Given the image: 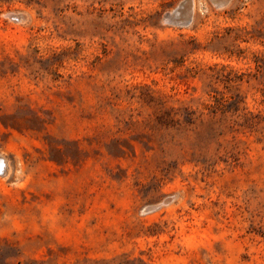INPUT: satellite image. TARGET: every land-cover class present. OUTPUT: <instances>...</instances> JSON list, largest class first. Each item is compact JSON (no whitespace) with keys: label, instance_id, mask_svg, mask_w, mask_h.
Masks as SVG:
<instances>
[{"label":"rangeland","instance_id":"obj_1","mask_svg":"<svg viewBox=\"0 0 264 264\" xmlns=\"http://www.w3.org/2000/svg\"><path fill=\"white\" fill-rule=\"evenodd\" d=\"M228 1L0 0V264H264V0Z\"/></svg>","mask_w":264,"mask_h":264},{"label":"bare ground","instance_id":"obj_2","mask_svg":"<svg viewBox=\"0 0 264 264\" xmlns=\"http://www.w3.org/2000/svg\"><path fill=\"white\" fill-rule=\"evenodd\" d=\"M182 14H176V12H174V13H170V14H168L167 15V20L168 19H170V20H172V19H174L175 18V20L176 19H181L182 18V16H181ZM13 17H16L15 15L13 16ZM189 19H190V17H189ZM190 23V20L188 21V23H186V25L187 24H189ZM2 157V156H1ZM0 157V175L1 174H3V172H4V170H5V165H6V163H5V161L2 159ZM8 169V168H7ZM7 172V171H6ZM6 172H5V174H6ZM4 176V175H3ZM2 177V176H1Z\"/></svg>","mask_w":264,"mask_h":264},{"label":"flooded vegetation","instance_id":"obj_3","mask_svg":"<svg viewBox=\"0 0 264 264\" xmlns=\"http://www.w3.org/2000/svg\"><path fill=\"white\" fill-rule=\"evenodd\" d=\"M215 5H224L227 4L229 1L228 0H213ZM189 15L182 17L181 19H172L171 22L176 23V24H181V23H188L189 21Z\"/></svg>","mask_w":264,"mask_h":264},{"label":"water","instance_id":"obj_4","mask_svg":"<svg viewBox=\"0 0 264 264\" xmlns=\"http://www.w3.org/2000/svg\"><path fill=\"white\" fill-rule=\"evenodd\" d=\"M14 15H10V18H15V17H13ZM181 25H186V23H181ZM158 206L157 205H155V206H151V207H148L147 209H146V211H149V210H153V209H155V208H157Z\"/></svg>","mask_w":264,"mask_h":264},{"label":"trees","instance_id":"obj_5","mask_svg":"<svg viewBox=\"0 0 264 264\" xmlns=\"http://www.w3.org/2000/svg\"><path fill=\"white\" fill-rule=\"evenodd\" d=\"M263 121H264V118L262 119ZM257 125V123H255V122H251L250 124H249V127H254V126H256Z\"/></svg>","mask_w":264,"mask_h":264}]
</instances>
